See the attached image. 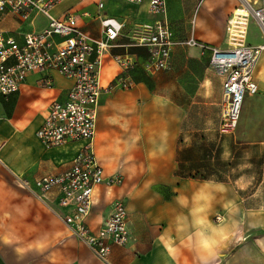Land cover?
I'll return each mask as SVG.
<instances>
[{
  "label": "crops",
  "instance_id": "crops-1",
  "mask_svg": "<svg viewBox=\"0 0 264 264\" xmlns=\"http://www.w3.org/2000/svg\"><path fill=\"white\" fill-rule=\"evenodd\" d=\"M245 1L264 7V0H167L165 18L177 42L194 38L210 47L228 49V21ZM99 3H103L102 9ZM109 3L113 10L107 14ZM116 6L120 10H114ZM143 6L149 15L147 0L139 5L123 0H62L51 12L55 18L76 16L80 28L97 39L105 38L100 19L115 18L125 24L103 57L101 84L106 90L93 142L105 174L120 175L123 181L119 186L104 184L96 189L87 224L92 232L99 231L110 216L113 202L123 199L129 242L125 247L113 246L107 262L103 261L74 237L57 215L66 211L58 205L56 190L43 198L36 195V181L66 172L87 142L49 149L39 141L36 133L49 105L65 102L73 81L57 71L32 72L18 94L7 100L0 98V264H194V254L175 231L174 217L180 211L175 197L207 180L184 173V160L193 143H185L183 135L194 96L207 98V84L215 82L209 69L203 68L211 55L197 47L177 45L168 71L147 73L143 64L149 54L146 48L133 46L131 35L136 25L157 23L164 17L148 20L137 12ZM48 25L43 15L33 14L27 20L11 14L0 17V31L19 43L24 42L25 35L41 32ZM263 38L257 21L250 19L246 44L262 45ZM55 40L60 42L61 38ZM117 55L132 57L136 67L124 73L113 59ZM120 76L129 78L127 87H113ZM46 77L50 87L44 83ZM253 80L258 87L252 96L253 113L247 117L249 122L240 125L239 134L251 149H260L264 147V51ZM245 224L254 232L229 244L217 264H264V236L254 235V240L247 241L264 227Z\"/></svg>",
  "mask_w": 264,
  "mask_h": 264
},
{
  "label": "built area",
  "instance_id": "built-area-1",
  "mask_svg": "<svg viewBox=\"0 0 264 264\" xmlns=\"http://www.w3.org/2000/svg\"><path fill=\"white\" fill-rule=\"evenodd\" d=\"M62 0H0V17L18 15L23 20L33 14L49 20L46 29L25 35L19 43L0 31V98L9 99L18 94L32 72L49 74L57 71L73 81L65 102L53 101L42 126L36 133L46 148H56L70 142L86 141L87 144L73 160L71 168L57 176H45L35 183L36 192L28 182L23 185L39 198L58 192V205L65 210L57 213L69 231L90 247L100 259L107 262L113 246L125 247L129 242L128 212L123 199L112 204L109 218L99 231L92 232L87 221L94 205L96 189L122 183L120 175L107 176L93 148L101 97L106 90L101 84L103 57L120 37L125 24L115 18L100 19L104 39L88 35L78 25V18L67 14L55 18L51 12ZM143 4L146 0H123ZM148 11L164 19L153 24H143L132 32L133 46L148 50L149 57L143 69L154 74L168 71L175 46L197 47L210 51V62L223 78V108L219 132L223 136L235 133L241 108L247 95H256L258 87L253 80L256 64L264 51V44H246L250 19L259 24L264 37V7L243 2L244 13L236 11L227 24L228 49L210 47L194 38L177 42L167 22V0H147ZM99 9L103 3H99ZM100 16V15H99ZM61 38L56 42L55 38ZM115 63L124 73L136 67L132 57L114 56ZM128 77L120 76L115 85L127 87ZM50 79L44 83L50 87ZM38 191V192H37Z\"/></svg>",
  "mask_w": 264,
  "mask_h": 264
},
{
  "label": "clouds",
  "instance_id": "clouds-1",
  "mask_svg": "<svg viewBox=\"0 0 264 264\" xmlns=\"http://www.w3.org/2000/svg\"><path fill=\"white\" fill-rule=\"evenodd\" d=\"M233 159L230 149L221 153L222 161ZM251 159L244 153L235 168L222 173L223 181L214 174L189 193L176 195L180 211L174 217L175 231L194 254V264H217L229 244L243 239L245 222L264 227V181L256 183Z\"/></svg>",
  "mask_w": 264,
  "mask_h": 264
},
{
  "label": "rangeland",
  "instance_id": "rangeland-1",
  "mask_svg": "<svg viewBox=\"0 0 264 264\" xmlns=\"http://www.w3.org/2000/svg\"><path fill=\"white\" fill-rule=\"evenodd\" d=\"M90 1L95 0H89V2ZM118 7L116 6L114 10H120ZM112 10V4L109 3L105 11L108 14L109 12H112ZM137 12L148 17V20L150 21L154 20L155 17H158L157 15H148L146 7L144 6L141 10H137ZM244 12L245 10L243 9L238 10V13ZM140 25L141 24H138L136 27ZM203 68L209 69L208 74L215 78V82L207 84V87L209 88V96L207 98L199 95L194 96L195 103L193 110L190 115L189 122L184 126V142L193 143V149L188 155L189 157L184 160L186 162L184 173L189 176L207 179L215 174L218 179L223 181L224 176L222 173L227 171L229 168H235L236 164L240 162L242 154L248 153L251 156L260 157L251 159V163L255 166L254 171L257 174L256 183L260 184L261 181H264V147H261L260 149H251V145L245 144L247 139L241 138L239 134L240 125L249 122L247 117L250 113H253V95H247L244 99L241 108L239 126L235 133L227 136L221 135L219 127L224 104L222 79L209 60H205ZM241 139L244 144H241ZM226 148L231 150L232 156L234 157V159L230 162L221 160V153ZM232 179L234 180L236 177H232ZM240 195L248 198L247 194L241 193ZM252 232H254V229L253 231H250L246 224H244L243 237L250 235ZM254 235L264 236V229L260 228L258 231L253 233V236H250L247 241H251L250 239L254 240ZM261 241L263 242L261 246H264V237Z\"/></svg>",
  "mask_w": 264,
  "mask_h": 264
}]
</instances>
